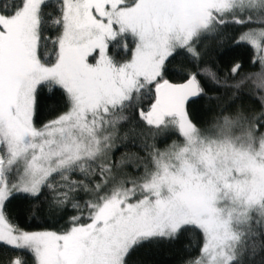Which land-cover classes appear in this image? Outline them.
I'll return each mask as SVG.
<instances>
[{
  "label": "snow or ice",
  "instance_id": "snow-or-ice-1",
  "mask_svg": "<svg viewBox=\"0 0 264 264\" xmlns=\"http://www.w3.org/2000/svg\"><path fill=\"white\" fill-rule=\"evenodd\" d=\"M0 264H264V0H0Z\"/></svg>",
  "mask_w": 264,
  "mask_h": 264
}]
</instances>
